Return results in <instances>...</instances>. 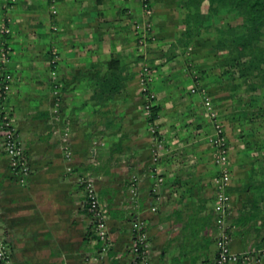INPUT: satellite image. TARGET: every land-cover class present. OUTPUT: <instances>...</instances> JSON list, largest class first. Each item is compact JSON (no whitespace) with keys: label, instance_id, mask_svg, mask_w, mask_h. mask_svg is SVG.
Here are the masks:
<instances>
[{"label":"crops","instance_id":"crops-1","mask_svg":"<svg viewBox=\"0 0 264 264\" xmlns=\"http://www.w3.org/2000/svg\"><path fill=\"white\" fill-rule=\"evenodd\" d=\"M151 2L152 34L139 50L133 24L143 17L141 0H56V13L47 0H0V27L6 18L10 26L0 31V49H11L8 63L0 60V84L9 70L7 99L31 166L19 182L0 133V226L13 264H133L136 220L145 225L150 264H214L215 131L203 96L189 90L175 0ZM215 32L204 33L202 85L229 145L230 248L264 264V28L246 39L233 16ZM145 60L155 124L142 108ZM87 164L107 209L106 249L79 181Z\"/></svg>","mask_w":264,"mask_h":264},{"label":"built area","instance_id":"built-area-1","mask_svg":"<svg viewBox=\"0 0 264 264\" xmlns=\"http://www.w3.org/2000/svg\"><path fill=\"white\" fill-rule=\"evenodd\" d=\"M52 13L57 12L56 8V0H48ZM142 9H143V17L140 19H136L134 21V32L137 37V46L139 50H143L148 40L151 38L152 34V15H153V7L151 4V0H141ZM144 19V20H143ZM9 28L3 27L2 32L8 33ZM2 55L3 60H8L10 46L3 45ZM150 67L147 64H143L140 69V82L143 85L144 92V102L142 108L146 115L147 120L150 124L154 123V119H151V106L153 105L155 94L147 88L148 81L151 80ZM55 73V71H54ZM5 87L0 90V129H2L3 136V148L6 154L9 157V166L12 172L17 177V180L21 183H24L30 174L31 166L29 162V158L25 152V148L21 140L18 138L17 129L14 124V120L11 116L10 110L7 105L3 102L6 97L7 92V84H4ZM192 92H199L203 96V104L206 108L208 115L210 116L213 127H214V135L211 137V142L213 144L215 153L214 160L215 163L221 166L220 175L217 178V203H216V216H215V224L217 226V252L215 257L216 264H233L235 262H247L248 264H257V259L252 258L250 253L243 252L238 253L233 251L230 248V235L227 231V226L225 224V217L228 213L229 207V194L225 191V186L229 182L230 171L228 168V160H229V145L227 141V137L225 134V130L220 123L218 118L217 111L213 107L211 98L209 95L205 93V89L198 88L193 86L191 88ZM57 106L59 105V101L56 102ZM58 110V109H57ZM163 148V142L160 138L156 139V150H155V158L158 153H161ZM68 159H70V152L66 153ZM71 169V166H68V170ZM162 180L161 177L158 178L160 182ZM79 181L84 190L85 196V206L90 214L92 220L94 221V225L96 227V235L103 241L102 248L106 249L108 245V226H107V209L101 203L98 195L97 185L95 181V177L92 172H85L83 175L79 177ZM138 194V181L136 176H132L131 183L129 187V195L135 200ZM142 221H135L133 223L134 228L138 227L142 224ZM132 251L136 253L133 264H150L148 257V249H149V241L146 235V232L143 231L139 234V236L133 240L131 245ZM0 258L3 259L4 264H13L12 262V254L10 247L5 240L4 234L2 232L0 226ZM195 264H205L203 261L195 263Z\"/></svg>","mask_w":264,"mask_h":264},{"label":"trees","instance_id":"trees-1","mask_svg":"<svg viewBox=\"0 0 264 264\" xmlns=\"http://www.w3.org/2000/svg\"><path fill=\"white\" fill-rule=\"evenodd\" d=\"M176 3L181 14L179 21L183 24L175 40L177 45L182 42L185 47L188 46L197 35L202 33V30L205 33L207 30L213 29L216 31L215 33L219 34L221 18L233 16L240 18L246 39L253 34H259L264 28V0H176ZM156 115V105L153 104L151 106V119H154ZM0 133L3 137L2 129H0ZM91 169H93L92 165H84L80 176ZM143 231H145L144 222L134 228L133 239L135 240ZM97 238L101 240L98 236ZM133 253L135 256L136 253L134 251ZM203 262L205 263V261ZM0 264H4L2 258H0ZM214 264H216L215 258Z\"/></svg>","mask_w":264,"mask_h":264},{"label":"rangeland","instance_id":"rangeland-1","mask_svg":"<svg viewBox=\"0 0 264 264\" xmlns=\"http://www.w3.org/2000/svg\"><path fill=\"white\" fill-rule=\"evenodd\" d=\"M48 1V0H47ZM175 3H176V0H175ZM151 4H152V2H151ZM141 5H142V3H141ZM176 5H177V3H176ZM152 7H153V5H152ZM154 11V10H153ZM180 16H181V14H180ZM180 16H179V19H180ZM144 20V19H143ZM152 23H153V20H152ZM7 24H9L8 23V20H7V18L3 21V24H2V26L0 27V31L2 30V28L3 27H7V28H9L10 29V26H8ZM134 25V24H133ZM182 27H183V24L182 23H180V30L182 29ZM152 29H153V27H152ZM2 32V31H1ZM9 32H10V30H9ZM8 32V33H9ZM178 33H180V32H178ZM4 34V33H3ZM203 41H204V30H202V33L201 34H199V35H197L191 42H190V44L188 45V46H186L185 47V45L181 42L180 44H179V46H180V52L182 53V54H185V55H187L186 57H187V61H188V63H187V73L190 75V77L192 78V80L195 82H199V83H194V82H192L191 83V85H190V87L192 88L193 86H196V87H198V88H204V86L202 85V77H203V64H202V53H203ZM7 45V43H3L2 44V46H1V49H0V60L2 61L3 60V55H2V49H3V45ZM9 45V44H8ZM189 47H190V49H189ZM8 55V57H9V59H10V57H11V49H10V51H9V54H7ZM195 56V58L197 57H199L201 60H199V62H196V64L195 63H193L191 60H192V57H194ZM194 58V59H195ZM9 59L8 60H5V61H2V63L3 64H6V63H8V61H9ZM151 62H149L148 60L146 61H144V64H147L149 67H150V73L151 72H153V68H152V65L150 64ZM53 73H54V70H53ZM140 73V72H139ZM10 79V75H9V70H5L3 73H2V80H1V84H0V86H2V84H7V89L9 88V85H8V80ZM4 87H5V85H3ZM189 87V90H191V88ZM3 88V87H2ZM147 88L150 90V91H152L154 94H155V92L152 90V89H150L148 86H147ZM0 89H1V87H0ZM9 90V89H8ZM192 92V91H191ZM155 99H156V94H155V98H154V102H155ZM3 102L5 103V105H7L8 106V108H9V110H10V113H11V116H12V112H11V108H10V105H9V103H8V99H7V92H6V97H5V99L3 100ZM154 102H153V104H154ZM12 118H13V116H12ZM154 120H155V118H154ZM213 123V122H212ZM153 124H155V123H153ZM87 172H91V170H88ZM93 221V220H92ZM93 223H94V221H93Z\"/></svg>","mask_w":264,"mask_h":264}]
</instances>
